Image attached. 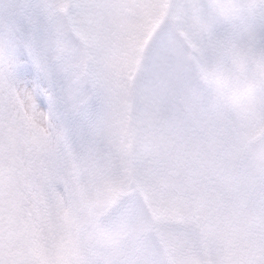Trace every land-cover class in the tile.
<instances>
[{"label": "rangeland", "instance_id": "374dc122", "mask_svg": "<svg viewBox=\"0 0 264 264\" xmlns=\"http://www.w3.org/2000/svg\"><path fill=\"white\" fill-rule=\"evenodd\" d=\"M68 0H26L24 2V5H26V10L25 13H27L29 16H31L33 19H35L36 24L30 22L28 23V27L27 29H29L28 34L32 35L34 30L40 29V30H44L45 28L50 29V30H56L55 35H57V44L63 46L65 45L67 47V50L71 47L74 46L73 48H71L72 53L75 54H68L65 53L64 55H62V57L60 58H55L52 55L55 53V49L54 46H52L51 43H47V40H44L42 42L43 47H42V51H41V55L44 57L45 59V63H46V69H45V74H47V77H50V75H52V77H55L58 80V76L60 74V71L62 69V66L64 67V72H68L69 68L71 67V64L74 62L75 64H77L76 67H72L71 71L69 72V74L71 75V72L74 71L75 69H79L81 67L80 62H81V56L80 55V51L79 49L81 47H85L88 46L89 48H95L96 45H98V41L93 37V35L88 36L87 38H83V34L81 33V31H78V34L80 36H74L75 31L74 30H86V28L84 27L83 24H87L90 22L91 20V15H88V13L86 12L85 8H79L78 10H74L72 13L69 12V9H65V10H60L58 7L61 8V5L63 3H65ZM78 1V0H76ZM81 2H84V0H80ZM194 0L189 1V0H177V3L175 2V0H169L167 1V3L165 2L162 6L161 11H158L159 13L156 15H150V16H143L142 18H138L136 20H141L144 18H148L151 19L149 22H144L141 26V30H131L132 33L138 34L137 36H134V40H133V45L135 47V56L133 58V60H135V63L138 61L140 55L142 54L141 50L143 48V44L145 42L146 39V35L147 33L151 30L152 25L156 26V24L161 21V17L163 16V14H167L171 21L169 23V27L174 30L177 29L179 30L181 33H183L185 42L189 45H192L193 48L196 50L195 51V55L196 57L199 56H206L207 53H211V46L209 44V41L207 40L206 36L203 35V28L201 27V25L199 24V22H197V20L195 18H192L191 15L188 13V11L186 9H188V5L187 4H191L193 3ZM160 0L157 1V3H159ZM207 2H209L212 6H224V7H228V9H232L234 8L236 5L234 2H230L228 0L225 1H221V0H207ZM89 1L85 0V7L89 6ZM58 5V6H57ZM187 5V6H186ZM57 6V7H56ZM100 9L103 10V4L101 3L100 5ZM151 13H156L157 9H155L154 7H151ZM71 11V10H70ZM131 12H133L135 15H139L142 16L145 13V10H138V12L131 10ZM36 14H39L40 16L37 17ZM154 16V18H153ZM37 17V18H35ZM158 21H157V20ZM155 21V23H154ZM112 22H107L106 25H110ZM259 28V27H258ZM257 28V29H258ZM0 30H4L3 28H0ZM113 30V29H111ZM240 30V29H238ZM115 30H113L111 33L112 35V41H116L119 42L122 46L121 47H113L114 51H115V58L114 60L111 62L109 60H106L105 64L106 66V70L107 72L105 73L106 76H103L106 83H109L110 85V92L109 94L112 96L114 102H115V106L117 109L121 110V107L123 105L120 104V101L118 99V95H116V92L113 90L114 86H116V81H117V76L119 75V73L123 72L124 70V65L130 63V52L128 48H125L124 44L126 43L124 40L127 38V35L130 33L129 30H117V32H119L117 34L118 38H116L114 36V32ZM141 31V32H140ZM235 31V30H234ZM240 31H244V30H240ZM260 33L263 32V30L259 31ZM40 33V31L38 30V34ZM132 33L130 35H132ZM246 40L247 42L250 43H254L256 40H258V37L253 38L250 33L246 34ZM83 40V41H82ZM166 40V39H165ZM102 43H103V47L101 49V52H99V56L98 58L101 59L103 52H108L111 48H112V43L108 44L105 43L104 40L102 39ZM241 44V42L238 44V46L233 45V50L231 49V51H226L225 53H222V55H224V57H232L234 58V60H238L239 58H244L242 55V48H239V45ZM244 45V44H243ZM246 46V45H245ZM79 48V49H78ZM125 48V49H124ZM165 48L166 51H168L167 53L170 56L171 61H173V67H176V65H178L179 67L183 64V62H185L184 60V50L180 47L178 40H176L175 38H170L168 40H166L165 43ZM127 49V50H126ZM238 49V50H237ZM248 49V48H247ZM246 49V51H247ZM251 51L254 52H258L257 50L255 51L254 48H250ZM65 51V50H64ZM235 52L233 54V52ZM78 54V56H76V54ZM79 59H76V57ZM14 57L12 56V54L8 53V52H3L0 51V75L1 74H5L6 71H8V68H11V66L14 65L15 61H14ZM233 60V61H234ZM80 61V62H79ZM157 63H155V67H153V70L155 73V75L157 77H155L153 79L152 82L157 81L158 83H161L160 89L158 88L157 85H155L154 83L149 81V84L151 86L152 89H157L156 93L157 94H161L162 97L163 94H169V97L174 101V103H176L177 108L180 110V113H182V115L184 114V112L186 111L185 108L187 106H185L187 103L182 101L181 102V93L183 92V87L182 84L184 83V81L182 79H179V82H175L173 79L170 80L171 78V74L172 71L170 70V68L168 67V61L167 60H163L162 59V55L159 56V58L156 61ZM41 63V61H40ZM43 65V64H42ZM38 67H41V64L38 65ZM188 67V66H187ZM155 68V69H154ZM240 68V67H239ZM253 69H251L252 72H254L255 67L252 66ZM127 71V70H126ZM250 71V72H251ZM200 72L202 74L206 73V70L201 69L200 68ZM218 77L220 76L219 74L215 73ZM153 78V76L151 77ZM163 78V79H162ZM163 80H166V82H164ZM185 80H186V76H185ZM143 88L145 89H141V90H137V93L140 94L138 95V106L135 109V113L137 112V119L139 120V125H141V128L143 129L145 127L144 123L146 121V117H147V112H148V101L147 98L150 97V93H148V90H150L151 88H149L147 85H145ZM178 88L181 89L182 91L179 92ZM29 95V90H26V97L28 98ZM26 98V99H27ZM52 102L49 101L48 104H50ZM158 104H160V106L162 107L164 104L167 107V105L169 104L168 99L159 102ZM264 104V100H262L261 106ZM29 105V104H28ZM33 106V104H31ZM62 105H64V103H62ZM125 107L124 110H126L127 112V108H128V101L126 99L125 102ZM150 106V105H149ZM58 105L57 103L54 102V105L51 107L50 105L46 107H43V105H35L33 106V110L34 113L36 114V120L37 121V125L38 126H43L44 124V117L46 114V111H50L48 113V118L52 117H58L60 119V121H62L64 118L68 119V117L72 116V113H70V110H66L63 109V115H58L57 114V110H58ZM154 108L155 111V116L153 117V123H156V119L158 116H162L164 115L162 112L164 111L163 108H159L157 105ZM207 108L211 109V111L217 112L219 110V106L216 108V110H214L215 108L212 107V105L207 106ZM18 110L15 111H8L7 108L5 107V110L2 108V104L0 101V160L2 161L3 167L8 171H19V170H23V168L25 167V171L27 168H29V165L32 164L29 161V157L27 159H25L26 157V153L27 152V144L25 149L23 150V167H18L14 158V154H16V145L18 143V141L21 140V133L25 134V129H29V126H31V124H33V118L32 116H23L21 115H17ZM19 114V113H18ZM77 114H82V110L77 113ZM112 116V113H111ZM184 116V115H183ZM250 116V114H246L245 118H248ZM200 119H205L202 116L200 117ZM128 120V119H127ZM120 121V120H118ZM124 121V120H123ZM109 123V121H108ZM185 123H191L189 120L188 122ZM178 123H173L172 126H176L178 129H184L187 130L188 126L185 127L186 125H181L184 123H181L180 125ZM119 129L121 130H125V133H119V135L122 137L121 140H123V145L126 147L128 140L130 138V136H128V132H126L127 130V125L124 124V122H117L116 124ZM148 126V130L152 133V135H156V133L158 132L155 129L159 130V127L157 125H152L147 123ZM64 126V125H63ZM109 126V125H107ZM37 129H39V127H37ZM70 129V128H69ZM201 130V129H200ZM199 130V131H200ZM107 131V129L105 128V130L103 131L102 135L105 134V132ZM167 131V127L166 125L163 124L162 126V134H164ZM173 134H178L177 132H172ZM181 135V134H178ZM191 134H189V136L185 135V137H182L183 139H186L187 141L190 140ZM101 136V135H100ZM47 138L49 139V141L45 140V143H48L50 145L53 144L54 140V136L52 135V133L50 132V135L47 136ZM27 139V138H26ZM143 140V141H142ZM169 139L166 138L165 136H159L158 139H152L150 137H142L141 138V142L140 145L141 147V151L144 152V157H146L145 159L149 162L150 166L153 167L152 169L158 173L162 172V174H167L169 172V169H167V167L162 166V164L164 163V160L162 157V155L164 154L163 148L161 146H154V145H150L152 142L157 141L160 143V145L165 147H168L169 144L166 143V141H168ZM27 141V140H26ZM100 142V140H99ZM28 143V141H27ZM45 143L41 144L39 146V149H42L44 147V149L46 148L47 145H45ZM98 143V142H95ZM191 145V144H190ZM190 145L185 146V150H187L189 153H195L197 150H199V147L193 146L192 147ZM94 146V144L92 145ZM98 147V146H97ZM46 150V149H45ZM43 150V154H47V150L45 151ZM171 160L173 162V157H171ZM142 166L145 167V170H148V167H146L143 163ZM128 167V160H125L123 162V169H126ZM121 171V170H120ZM177 172H180V169L177 168L176 169ZM48 176H49V182H51V186L55 187L56 183L55 182V177L58 175V171L56 169H51L48 171ZM181 173V172H180ZM110 174L112 175V172H110ZM27 179L29 181H32V178L30 176H27ZM102 179L105 181V173H102ZM98 182H100L99 177H98ZM174 183H185V179L181 178V179H173ZM161 182V181H160ZM159 182V183H160ZM156 183V184H159ZM116 189L119 190H123L122 188V184L119 183L116 186ZM175 193H171L169 195V198H173L172 196H174ZM1 196V195H0ZM177 197H179V202L182 203L184 201V196L182 195H178ZM64 203L65 200H64ZM74 202H72L71 200L68 199V203L66 204L67 207L69 208V211L65 212L63 211L66 215L70 214L69 216H75L78 217V220L80 221V225L78 227H76L79 223L78 220L75 219L71 224L70 223H66L64 225V229L62 231V229H60V227H57L56 229H54V224L57 223L55 220V217L58 218L60 221L61 219L65 221V219H68L69 216H65L63 217V215H59L60 213L57 212V214L55 215H51L50 217H46L47 214L50 213L51 210H54V205L51 203L47 202V198L46 196H42V195H38V193L36 192H32V208L36 209V216H41L44 213V210H46L45 214L41 217V219H46V224L49 230H59L60 232H62L64 235L62 236L61 239H59L57 242H55L53 239H55V237L49 236V241H50V245H52V247H54L55 249V253L58 255V258L60 257L61 259H66V262H68V258L70 257V259H72L74 264H78L76 259L78 260H82L83 264H110V263H115V264H125L124 261H122V258L125 254V259L129 260L134 258L135 261H133L135 264H164L165 262V257L163 258L161 255V250H159L158 245L156 244L155 240L153 238H151V236L149 235V232L147 231V229H145V231H142L141 233H136V231L133 230V228H128L126 229V233L124 234V236L122 235V240L123 242H125L124 244H130L128 251L130 252H123L121 254V256L119 257V259L116 258L115 254L117 251H120V249L117 247L118 244V239L120 236H113L111 237V248L110 251L112 250L113 254L112 255V262L109 261V255L104 253V250H109V247H107L108 244V240L103 239L102 235H97V234H84L83 232L87 229H89V225L90 222H95V223H99L98 222V217H99V212L102 210V208L104 206H99L98 209L96 210L95 208L90 207V205H88V210L91 212H87V209H83L80 206L76 207V206H72L71 204H73ZM70 207H69V206ZM106 205V204H105ZM64 207V206H63ZM16 208L17 205L14 207L13 211H11V215H8L6 212L2 211V215L0 214V233L4 232L5 230L8 232V234L10 235V243L15 244L16 247H10L8 246V243H0V246L2 249H0V254L1 253H6L8 252V254H10L9 258H14L13 260H11L12 262H17V261H21L22 257L19 256V253L22 254L23 258L27 257L28 252L33 251V252H38V250H44V247H46V242L43 243H39L37 242V244H31L29 245V243H26L23 241V238L26 237L25 233H24V226L22 227H15V229H9L8 224L9 223H16L15 221V217H19L22 214V211L17 210ZM193 212L189 214V217H192ZM212 212V211H211ZM209 211V213H211ZM89 213V214H88ZM163 214L164 217H172V216H179V217H183V213L179 212V213H175V212H170V211H164L163 210ZM61 216V218L59 216ZM36 217V218H38ZM35 218V219H36ZM50 221H49V219ZM39 219V218H38ZM90 221V222H89ZM18 225V224H17ZM68 225V226H67ZM104 228H109L110 226L113 225V222L110 221L108 223H102ZM147 228V227H146ZM162 232L167 233L168 235H170L172 232L171 230H173L172 228H168V229H162ZM187 238L189 239H194L198 237L196 235H192V236H187ZM79 239V240H78ZM82 244V247L84 249H82L81 247L76 248V246H79L80 244ZM127 249V247L124 249V251ZM178 249V248H176ZM225 256H214L213 258L215 259V264H245L246 263V257L243 256H237L234 257L233 254L231 253V251L227 248V250H225ZM83 255V256H82ZM122 261V262H121ZM220 261V262H219ZM254 264H259L260 261H257L255 259V257L253 258ZM118 262V263H117ZM121 262V263H120ZM174 262V261H173ZM67 264V263H66ZM173 264V263H172Z\"/></svg>", "mask_w": 264, "mask_h": 264}, {"label": "snow or ice", "instance_id": "6c2138e0", "mask_svg": "<svg viewBox=\"0 0 264 264\" xmlns=\"http://www.w3.org/2000/svg\"><path fill=\"white\" fill-rule=\"evenodd\" d=\"M10 25L14 32H21L23 29L22 22L20 21L15 10L10 14ZM13 75L17 80L22 81L28 86H31L33 80V72L29 65L23 64L16 67L13 71ZM40 103L43 104L42 98L40 99ZM24 197V206L26 209L25 219H35V214L32 208V192L34 189L31 186H26L23 190ZM113 192L117 191V189H112ZM162 207H167V205H163ZM170 212H186L182 206H176L174 208H169ZM139 214L144 219V221L148 224H151L153 227H157L159 229H168L170 224L167 222L166 218H161L160 216H156L153 218L152 214L148 213L143 205H139ZM188 220V216H185V221ZM258 252L261 257H264V237L261 238L260 242L257 245ZM0 264H5L3 260H0ZM259 264H264V259H261Z\"/></svg>", "mask_w": 264, "mask_h": 264}, {"label": "clouds", "instance_id": "9594fccd", "mask_svg": "<svg viewBox=\"0 0 264 264\" xmlns=\"http://www.w3.org/2000/svg\"><path fill=\"white\" fill-rule=\"evenodd\" d=\"M258 19H264V14L258 16L257 14L246 12L242 17L238 18L237 22L242 24L245 27L246 31L251 32L254 30ZM244 55L251 61H255L264 57V54H258L251 50L245 51ZM233 66L238 67L239 61L234 60ZM228 99L231 100V97H228Z\"/></svg>", "mask_w": 264, "mask_h": 264}, {"label": "bare ground", "instance_id": "6f19581e", "mask_svg": "<svg viewBox=\"0 0 264 264\" xmlns=\"http://www.w3.org/2000/svg\"><path fill=\"white\" fill-rule=\"evenodd\" d=\"M125 68V67H124ZM117 82V81H116Z\"/></svg>", "mask_w": 264, "mask_h": 264}]
</instances>
